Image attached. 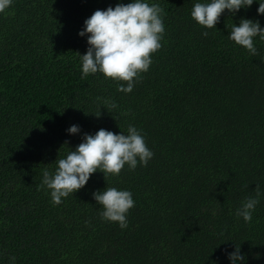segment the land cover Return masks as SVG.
Here are the masks:
<instances>
[{
    "label": "trees",
    "instance_id": "trees-1",
    "mask_svg": "<svg viewBox=\"0 0 264 264\" xmlns=\"http://www.w3.org/2000/svg\"><path fill=\"white\" fill-rule=\"evenodd\" d=\"M119 2L14 0L0 13V264H231L236 243L246 264H264V194L250 223L235 215L264 193V40L253 55L228 37L242 17L264 26L259 5L206 29L191 17L197 0H148L163 9L162 47L123 93L102 73L81 79L80 63L84 21ZM129 124L154 152L148 166L97 171L53 204L44 170L83 133ZM107 184L133 193L127 228L99 214L93 193Z\"/></svg>",
    "mask_w": 264,
    "mask_h": 264
},
{
    "label": "clouds",
    "instance_id": "clouds-1",
    "mask_svg": "<svg viewBox=\"0 0 264 264\" xmlns=\"http://www.w3.org/2000/svg\"><path fill=\"white\" fill-rule=\"evenodd\" d=\"M13 2L14 0H0V13L9 9ZM254 4L259 5L257 13L264 15V0H197L191 9V17L204 28L214 29L226 10L231 16H235L241 9L247 10ZM162 12L158 3H149L148 0H130L128 3L121 0L114 7L109 5L106 9L95 10L84 21L79 32L81 37H87L89 45L86 53H80L81 79L99 72L106 78L126 82L118 83V91L131 93L140 74L150 69L152 54L162 47L166 31ZM202 35L207 36L208 32L205 31ZM228 37L255 55L257 47L254 38L264 40V26L259 19L242 17L238 24L231 26ZM115 107L113 104L112 108ZM100 115L101 113L96 114L97 117ZM81 131V126L77 124L67 129L70 134ZM71 149L66 157L56 160L54 172L47 169L43 172L40 187L49 190L53 204L62 203L63 198L85 187L92 174L97 171L103 172L105 178L108 175L118 176L125 165L130 170H135L138 165L147 167L154 156L142 130L132 124L119 133L105 128H100L94 134L83 133L82 142ZM262 194L264 193L257 191L256 196L247 197L236 208V217L250 223ZM93 196L103 220L118 223L121 229L128 227L127 216L135 206L130 190L107 184L103 190L95 191ZM212 214L217 215V210L213 209ZM222 236L223 232L217 234L218 238ZM229 240L225 239L223 242ZM225 254L231 264L247 262L246 255L237 243L234 251L225 249ZM16 261V256H10L9 264H16Z\"/></svg>",
    "mask_w": 264,
    "mask_h": 264
}]
</instances>
